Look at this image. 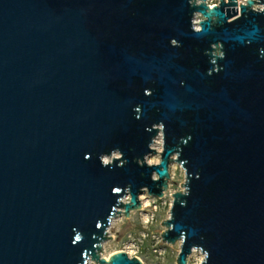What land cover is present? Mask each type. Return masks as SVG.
Masks as SVG:
<instances>
[{"label":"water","instance_id":"obj_1","mask_svg":"<svg viewBox=\"0 0 264 264\" xmlns=\"http://www.w3.org/2000/svg\"><path fill=\"white\" fill-rule=\"evenodd\" d=\"M174 162L177 264H264V0H0V264H143Z\"/></svg>","mask_w":264,"mask_h":264},{"label":"rangeland","instance_id":"obj_2","mask_svg":"<svg viewBox=\"0 0 264 264\" xmlns=\"http://www.w3.org/2000/svg\"><path fill=\"white\" fill-rule=\"evenodd\" d=\"M152 162L160 160L159 154H151ZM170 190L163 198L150 196L143 192L149 200L143 210H135L130 218L119 217L110 226L113 238L104 243V254L125 250L132 256H138L143 264H177L180 251L179 242L168 244L162 240L161 233L165 229L163 220L169 217L172 204V193L182 189L185 171L180 164L174 162L170 166ZM203 255L193 251L189 256V264H199Z\"/></svg>","mask_w":264,"mask_h":264},{"label":"bare ground","instance_id":"obj_3","mask_svg":"<svg viewBox=\"0 0 264 264\" xmlns=\"http://www.w3.org/2000/svg\"><path fill=\"white\" fill-rule=\"evenodd\" d=\"M154 147L157 149L158 152H160L162 150V147H163V138H162V134L160 133L158 135V137L156 138V141L154 143ZM148 162L150 163H155V162H152V160L150 159V157H148ZM140 199H141V202H142V209L144 211L145 207L148 206L149 204V200L146 198V196L144 194H140ZM120 216L116 217L113 219L112 222H114L116 219H118ZM195 252L198 251L200 252L199 250H194ZM104 254V253H103ZM105 256H109L108 254H104ZM203 255V254H202Z\"/></svg>","mask_w":264,"mask_h":264},{"label":"built area","instance_id":"obj_4","mask_svg":"<svg viewBox=\"0 0 264 264\" xmlns=\"http://www.w3.org/2000/svg\"><path fill=\"white\" fill-rule=\"evenodd\" d=\"M219 2V0H209V3L210 4H216V3H218ZM237 2H238V8H239V6L241 5V4H246L247 3V0H237ZM260 7H262V5H259ZM168 192V191H167ZM166 192V194H165V196L168 194ZM130 255V254H129ZM130 256H132V255H130Z\"/></svg>","mask_w":264,"mask_h":264}]
</instances>
